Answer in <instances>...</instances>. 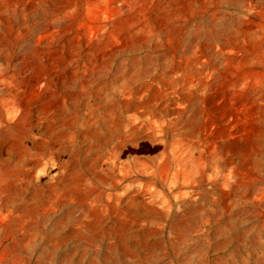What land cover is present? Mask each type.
<instances>
[{
    "label": "rangeland",
    "instance_id": "obj_1",
    "mask_svg": "<svg viewBox=\"0 0 264 264\" xmlns=\"http://www.w3.org/2000/svg\"><path fill=\"white\" fill-rule=\"evenodd\" d=\"M0 264H264V0H0Z\"/></svg>",
    "mask_w": 264,
    "mask_h": 264
},
{
    "label": "bare ground",
    "instance_id": "obj_2",
    "mask_svg": "<svg viewBox=\"0 0 264 264\" xmlns=\"http://www.w3.org/2000/svg\"><path fill=\"white\" fill-rule=\"evenodd\" d=\"M194 125V124H193Z\"/></svg>",
    "mask_w": 264,
    "mask_h": 264
}]
</instances>
